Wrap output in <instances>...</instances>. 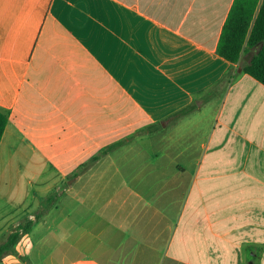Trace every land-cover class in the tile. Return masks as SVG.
I'll return each mask as SVG.
<instances>
[{
  "label": "crops",
  "instance_id": "1",
  "mask_svg": "<svg viewBox=\"0 0 264 264\" xmlns=\"http://www.w3.org/2000/svg\"><path fill=\"white\" fill-rule=\"evenodd\" d=\"M234 1L0 0V245L33 221L0 264H33L53 209L41 264H264L257 52H217Z\"/></svg>",
  "mask_w": 264,
  "mask_h": 264
},
{
  "label": "trees",
  "instance_id": "2",
  "mask_svg": "<svg viewBox=\"0 0 264 264\" xmlns=\"http://www.w3.org/2000/svg\"><path fill=\"white\" fill-rule=\"evenodd\" d=\"M253 50L257 53L249 63H244L243 71L264 85V0H235L224 25L217 52L227 61L238 63L242 54ZM192 110L193 107L183 113ZM7 123L8 115L0 109V143ZM37 217L40 218V215ZM32 226V220L20 224L6 242L0 245V263L4 255L16 246L21 236L28 233Z\"/></svg>",
  "mask_w": 264,
  "mask_h": 264
},
{
  "label": "rangeland",
  "instance_id": "3",
  "mask_svg": "<svg viewBox=\"0 0 264 264\" xmlns=\"http://www.w3.org/2000/svg\"><path fill=\"white\" fill-rule=\"evenodd\" d=\"M32 177V175H28L27 176V178L29 179V178H31ZM66 200L68 201V198H66ZM63 210V207L62 206H60L59 207V210H57V224H58V222L61 220V218H62V215L65 213V212H68V206H67V208H65V210L64 211H62ZM56 216V212H55V209H53L52 210V212L48 215V219L46 220V225L44 224L43 225V227H42V229H41V231L40 230H35L34 231V233H33V238H34V241L35 242H37V247H36V251L31 255V262L33 263V264H41V262L43 261H45V262H47V263H49V262H52L53 261V259H55L54 258V256L52 255V254H41V255H38L39 253V251L41 250V251H44L45 252V250H47V248H49L48 246L49 245H43V243L42 242H39V239H41L42 237L44 238L45 236H46V233L47 232H50L51 231V229L54 227V217ZM48 229H50V230H48ZM52 236H49V238H50V243L53 241L52 240V238H51ZM57 237H59V236H57ZM191 241V240H190ZM192 242V241H191ZM51 246V248H52V244L50 245ZM189 246H190V248H191V244H189ZM48 250H52V249H48ZM66 256H57V263H60V262H62L63 261V259L65 258ZM196 256H193V255H190V258L192 259V258H195ZM200 258H203V256H200ZM4 264H25L24 262H20V263H16V262H14L13 261V259H12V261L9 263H4Z\"/></svg>",
  "mask_w": 264,
  "mask_h": 264
},
{
  "label": "water",
  "instance_id": "4",
  "mask_svg": "<svg viewBox=\"0 0 264 264\" xmlns=\"http://www.w3.org/2000/svg\"><path fill=\"white\" fill-rule=\"evenodd\" d=\"M246 60H248V58Z\"/></svg>",
  "mask_w": 264,
  "mask_h": 264
}]
</instances>
